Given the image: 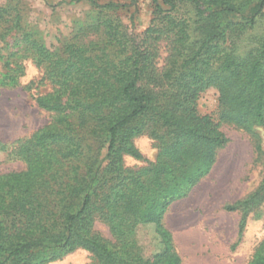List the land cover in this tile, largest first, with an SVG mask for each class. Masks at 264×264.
Segmentation results:
<instances>
[{
  "label": "trees",
  "instance_id": "obj_1",
  "mask_svg": "<svg viewBox=\"0 0 264 264\" xmlns=\"http://www.w3.org/2000/svg\"><path fill=\"white\" fill-rule=\"evenodd\" d=\"M85 1L97 19L55 49L24 31L25 51L51 85L35 100L52 119L13 149L26 168L0 175V264H46L77 249L95 264H181L164 231L163 252L146 258L138 227H162L171 203L209 172L228 142L211 115L198 113L207 88L219 93L221 119L249 132L264 154L256 130L264 129V45L246 54L224 47L233 24L242 31L264 15V0H152L154 17L141 34L117 14L138 0ZM21 19V9L0 6L2 41L24 30ZM13 63L0 76V93L24 73ZM144 134L155 139L159 160L126 167V156L144 159L134 142ZM263 195L264 178L246 203ZM98 219L113 241L94 230ZM261 263L264 243L251 264Z\"/></svg>",
  "mask_w": 264,
  "mask_h": 264
},
{
  "label": "rangeland",
  "instance_id": "obj_2",
  "mask_svg": "<svg viewBox=\"0 0 264 264\" xmlns=\"http://www.w3.org/2000/svg\"><path fill=\"white\" fill-rule=\"evenodd\" d=\"M0 6L21 9L24 29H16L5 40L0 39V76L7 72V61L11 66L13 61L21 63L24 68L18 85L3 87L0 93L2 175L26 168V162L13 149L52 119V114L41 109L35 100L37 94L50 91L51 85L43 80L42 66L27 55L24 31L32 32L50 49H55L79 28L93 23L97 19V11L85 0H0ZM153 11L152 0H138L136 7L117 14L129 30L141 34L150 25ZM230 21L233 24L236 19L232 17ZM263 45L264 15L253 27L242 31L237 24H233L224 43V47L240 54ZM166 56V43L162 42L160 67L165 64ZM218 98L216 88H207L197 101V110L201 115H211L219 123L228 142L218 149L209 172L185 196L171 203L162 217V227L154 222L139 225V243L144 256L150 260L165 248L162 231L170 236L181 264H251L257 249L264 243V195L246 203L264 178V154L256 151L255 140L249 132L221 119ZM256 130L264 138V129L258 127ZM134 142L144 159L126 156V167L136 170L159 160L161 152L154 138L144 134L136 137ZM1 144H6L8 149H2ZM228 205H234L236 209L228 210ZM243 208L246 212L245 227L242 237H239ZM94 230L114 240L104 221L96 220ZM95 263L90 252L77 249L46 264Z\"/></svg>",
  "mask_w": 264,
  "mask_h": 264
}]
</instances>
